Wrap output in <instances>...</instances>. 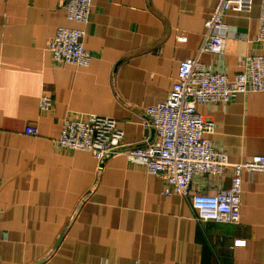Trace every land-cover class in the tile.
<instances>
[{
	"label": "crops",
	"instance_id": "crops-1",
	"mask_svg": "<svg viewBox=\"0 0 264 264\" xmlns=\"http://www.w3.org/2000/svg\"><path fill=\"white\" fill-rule=\"evenodd\" d=\"M216 3L94 0L85 26L93 59L79 67L48 48L60 26L81 25L62 0H0V264H264V171L243 173L239 224L203 221L190 200L165 193L163 175L126 154L100 165L56 141L65 119L88 113L116 118L125 144L153 140L145 108L167 98L182 60L233 78L245 56L264 54L261 0L250 12L227 11L224 53H200ZM198 110L215 122L208 136L232 162L264 154V91ZM232 173L197 175L192 191L226 189Z\"/></svg>",
	"mask_w": 264,
	"mask_h": 264
},
{
	"label": "built area",
	"instance_id": "built-area-1",
	"mask_svg": "<svg viewBox=\"0 0 264 264\" xmlns=\"http://www.w3.org/2000/svg\"><path fill=\"white\" fill-rule=\"evenodd\" d=\"M67 18L81 24L78 27L60 26L48 48L56 61L79 67L89 66L93 55L85 46L86 25L90 22L94 0H62ZM253 9V0H217L215 10L206 20V31L200 53H224L227 45L228 10ZM258 40L264 42V0L258 16ZM186 40L185 35H180ZM243 68L233 78L222 72L206 70L198 58L180 62L178 76L167 98L145 108V124L155 131L153 140L140 145L124 143L125 132L118 120L111 116L88 113L80 118L63 121L56 140L62 148L91 152L100 165L118 153L129 161L144 165L150 174L163 175L171 190L190 200L196 217L203 221L239 224L244 171H264V154H255L245 160L232 162L228 154L209 138L216 124L198 110L199 103L227 102L240 93L264 91V54H250L242 61ZM50 96H43L42 106L52 104ZM35 124L27 132L37 134ZM232 168L231 184L215 193L192 191L197 175L222 177ZM245 239L235 245H245Z\"/></svg>",
	"mask_w": 264,
	"mask_h": 264
}]
</instances>
